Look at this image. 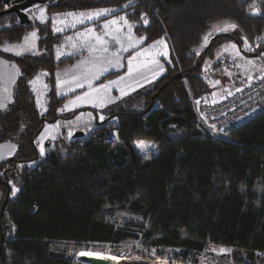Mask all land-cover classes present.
<instances>
[{
    "label": "trees",
    "instance_id": "16d2710c",
    "mask_svg": "<svg viewBox=\"0 0 264 264\" xmlns=\"http://www.w3.org/2000/svg\"><path fill=\"white\" fill-rule=\"evenodd\" d=\"M39 6L45 9L44 23L20 25L13 14L0 17V47L22 42L33 30L39 37L35 54L14 57L0 51L19 69L12 103L0 112V143L16 146L11 160L0 163V207L6 182L10 187L0 264H72L55 243L128 240L191 254L213 244L232 248L239 264H259L255 253L264 251V113L227 138L211 140L196 128L189 93L196 98L206 90L198 76L218 47L234 42L241 49L242 37L254 41L264 32V0H49ZM97 8L116 9L113 16L126 14L139 25L146 19L136 35L147 38L145 45L164 38L171 66L147 95L143 111L112 114L119 120L117 145L96 143L95 135L58 140L32 174L27 164L38 156L40 129L61 119L64 101L73 96H57L55 75L79 56L58 59L59 49L66 36L86 27L61 35L52 21ZM221 21L236 23L239 30L213 36L199 55L193 54L211 25ZM42 72L48 88L43 114L29 86ZM178 74L181 79H175ZM135 141L154 143L157 155L141 157ZM12 186L18 189L15 196ZM104 209L141 219L140 236L117 228ZM9 223L15 227L10 237Z\"/></svg>",
    "mask_w": 264,
    "mask_h": 264
},
{
    "label": "rangeland",
    "instance_id": "374dc122",
    "mask_svg": "<svg viewBox=\"0 0 264 264\" xmlns=\"http://www.w3.org/2000/svg\"><path fill=\"white\" fill-rule=\"evenodd\" d=\"M100 9L105 8L85 10L82 12H94ZM79 13L74 16L55 18L52 21V27L55 33H59L61 35H65L67 32L75 30L76 28L86 26L85 29L66 36L65 40H63L61 48L59 49V53L61 55H59L58 59L69 58L75 55L77 57L79 56L77 59L79 61H77L76 64L71 65L68 71H65L66 73L69 72V77L64 79L62 77V72L59 71L60 73H58L60 80L63 78L61 81H64L65 83L57 87V96L62 97L65 95L67 96L68 94L73 95L64 101L60 111L71 106L74 108L97 107L103 109L105 114L110 115L115 114L116 112L120 111L122 107H126L128 105L130 107H137L141 104H146L148 93L151 94L153 91V78L155 75L159 74L160 66L165 68L166 73L167 68L171 66L170 50L166 40L164 38H159L145 45L144 39L142 42L137 43V41H139L140 38L144 36L136 35L135 29L138 30L140 25L144 27L147 24H145L144 21H142L140 25L137 22L134 23L128 19L126 14L113 16L115 13L113 12L110 15L100 17L98 19L89 20L85 18L84 23L81 24L77 22L79 19H81V17L78 15ZM30 15H32L34 18L36 17V20L40 23H44L47 19L45 11L43 20H41V12L39 10H32ZM120 17H126L127 23L121 20ZM112 20H116L117 22L112 24L110 23ZM105 24H108L107 28L104 27ZM229 24L235 25L236 27L234 29L230 28L227 31H219V29H223ZM129 25H131V30H129ZM56 29L61 30L56 31ZM89 29H92L93 31L89 32ZM236 30H239L237 24L229 21H221L212 24L211 29L202 37V42L200 45L192 50L193 54L196 56L199 55L211 42L213 36L223 33H234ZM33 32L37 34L36 30L31 31L26 36L27 42L25 41V37L22 42L12 45L15 46L13 51L17 53L18 51L22 50L23 52L26 51L27 53H33L36 51L37 40L39 37L37 34L36 37L33 38L31 36V33ZM209 33L211 35H209ZM96 36H102L104 38L106 41L105 46L108 49L107 52L100 50L101 46L95 40ZM205 36L208 37V42L206 45L204 43ZM113 37H118L120 43H117ZM129 37H131V39H129ZM162 39L164 40V44L154 43ZM245 39L247 40V43H249V40L246 37H242V52L243 49H245ZM121 44L123 45V48H127L128 50L124 51L121 47ZM225 44L234 53H239L238 56L240 54L243 55L236 43L225 42ZM233 44L236 45L235 49L231 47ZM89 45H92L93 47L90 48ZM165 45L168 53L167 56L161 54L165 51ZM4 47L5 46L0 47V49L3 50ZM223 47L224 45L217 48V54L222 50H225ZM227 52H229L227 53L228 57H236L230 53L231 51L227 50ZM217 54L213 61L205 63L202 71L206 69L213 71V75L215 76L218 83H216L211 89L206 87V90L202 91L199 95L208 97L212 92V89L217 90L220 96L224 95L233 83L237 82L240 78L246 76L247 74L252 73L257 69L256 64H259L257 58L244 54L242 58L243 62L240 63V61H238L237 69H235L236 71H221L219 74V71L217 72L219 68L215 67L218 66L217 62L221 55L217 57ZM117 57L119 58L118 65L116 64ZM130 59L132 61L131 74H129ZM108 61H112V64H108ZM249 61H252L253 63L250 64ZM99 66L106 67L107 71L100 75L98 79H92ZM120 77H124V80L119 84L112 85L107 91L101 88V85L108 84V81H117ZM89 80H91V88L88 86ZM77 83H83L84 87H77ZM29 86L36 100L37 108L42 112V110H44L46 107L45 92L47 90L44 77L42 75H38L29 84ZM93 89H99V91H93ZM120 89H124V91L128 94L122 96ZM85 93L88 95L84 101H77L75 105L71 103L72 101H76L78 96H84ZM144 96H146V98H144ZM189 97L191 101L193 98L192 94L189 93ZM101 103H103L105 106L100 107L99 105ZM66 114H71V112ZM88 120V114H85L82 116V118H80L81 123L87 122ZM46 128L49 129V126L47 125ZM45 135L46 132L42 134L40 139L37 138V142H40L39 146L37 147L38 155H40L41 146H43L45 153L49 151V148H51L46 139L50 140L53 137L52 133L48 137H45ZM69 141L70 140L66 138L62 139V142ZM12 149H14V143L9 141L0 143V156L2 154L6 155L11 153ZM62 153H64V151H62ZM11 157L8 156V159ZM30 165H27V168H30ZM19 169H21L20 166ZM1 197L2 194L0 193V200ZM103 211L106 215V219L114 222L117 225V228L131 230L140 236L139 230L141 228V224H143L141 219L128 212L118 211L116 209L111 211L104 209ZM8 230V237H10L14 233L11 223L8 224ZM54 248L65 251L68 258L71 259L72 264H91L82 261L83 257L99 258L101 260H111L113 262L123 261L121 264H239L235 261V251L232 248L216 247L213 244H208L205 250L199 254L183 253L177 249L147 248L143 246L139 240H128L124 243L116 245L61 242L55 243Z\"/></svg>",
    "mask_w": 264,
    "mask_h": 264
},
{
    "label": "built area",
    "instance_id": "2783aa9c",
    "mask_svg": "<svg viewBox=\"0 0 264 264\" xmlns=\"http://www.w3.org/2000/svg\"><path fill=\"white\" fill-rule=\"evenodd\" d=\"M248 45L253 50L246 51L243 49V51L247 56H254L258 59L259 64H256V70L233 83L224 95L220 96L217 90L212 89L208 97L200 95L191 100L196 128L202 135L208 136L211 140L227 138L234 130L264 113V55H261L264 53V32L254 41H249ZM240 63H242L241 60ZM217 65L219 68L217 71L231 72L237 69L238 61L222 54ZM213 73L210 69H206L201 71L198 76L209 89L217 83ZM57 121L58 119L54 122ZM97 124L98 126L94 125L88 128L84 132V137L95 135L96 143L111 147L119 143L117 132L119 120L116 115L109 116L104 120L99 119ZM65 138L68 139L67 135L64 136L62 131L58 130L50 140L46 139V141L51 148H54L58 140ZM39 143L36 141L37 147ZM47 154L48 151L44 156L38 155L35 161L27 164L28 166L32 165L29 168L32 170V174L40 170ZM11 189L13 190V186ZM15 189L17 188L15 187ZM17 193L18 191L15 195ZM35 211L34 209L33 212ZM12 227L15 231V227L13 225ZM255 254L260 260L259 264H264V251Z\"/></svg>",
    "mask_w": 264,
    "mask_h": 264
},
{
    "label": "crops",
    "instance_id": "0c3cea01",
    "mask_svg": "<svg viewBox=\"0 0 264 264\" xmlns=\"http://www.w3.org/2000/svg\"><path fill=\"white\" fill-rule=\"evenodd\" d=\"M7 7H4V9H6ZM40 9H43L41 8L39 5H36L34 7H32L31 9L27 10L26 13L28 14V17L31 19V20H36V17L34 18L32 15H30V12L33 10L37 11ZM38 14V13H37ZM24 43V42H23ZM5 48H10L11 51H5L4 49ZM15 48V46H5L2 49H0V51L4 54H7V55H11V56H14V57H21V56H27V55H32V54H35L37 52V48H36V51H34L33 53H27L26 51L23 52L22 51H18L19 54H17V52H14L13 49ZM223 49H227L228 51H231L230 53L235 55L236 57L234 59H236L237 61H242V58L245 54V52L240 49V52L243 53L240 54L238 56V54L234 53L232 50H230L229 47H227V45H224ZM227 51L225 50H222L220 53L217 54V57L219 55H227ZM79 61V60H77ZM76 61V62H77ZM76 62L74 64H76ZM72 64V65H74ZM71 66L65 68V69H62V71L60 70V72H62V77L65 79L67 77H69V72H65V71H68L70 69ZM59 71L56 73L55 75V86H56V90H57V85H58V80H60L59 76H58V73H60ZM218 72V71H217ZM219 73V72H218ZM166 74L165 72V68H164V71L161 73L159 72L158 75H155V77L153 78V87L155 85V83L162 77ZM38 75H42L44 77V81L46 80V77H47V74L45 75V72H42ZM37 75V76H38ZM36 76V77H37ZM19 77V69L13 65L12 62L8 61L7 59L3 58V57H0V112L2 111H5L8 106L12 103V100H13V96H14V88H15V84H16V81H17V78ZM35 77V78H36ZM33 78L30 83L35 79ZM29 83V84H30ZM47 86V85H46ZM46 92H45V100H46V94H47V91H48V88H46ZM152 91V90H151ZM57 92V91H56ZM149 94V93H148ZM69 95V94H68ZM146 95V94H145ZM66 96V95H65ZM64 97V96H62ZM144 98H146V96H144ZM122 107V106H120ZM146 107V104H141L137 107H130L129 105L126 106V107H122V109L120 110H130V111H143ZM46 109V107H45ZM44 110L39 111L41 114L44 113ZM75 111H80L77 115H75L73 118H70V119H65L68 115L70 114H66V113H69L71 112V114ZM100 113V114H99ZM85 114H88L89 115V120L87 122H84V123H81L80 121V118H82V116H84ZM60 116H62L61 119H58L57 122H52V123H48L44 126V129L42 130L41 134L39 135V139L41 138L42 134H44L46 132V135L45 137H48L49 135H51L52 133V136L53 134L56 132V131H62V132H65V134L67 135V138L70 140V141H73V140H81L82 138H84V132L94 126V125H97V120L100 119V116H103L104 119L108 118L110 115L108 114H105L103 112V109L101 108H97V107H78V108H74V107H69L67 109H63V112L61 111V113L59 114ZM114 116V115H112ZM103 119V120H104ZM101 120V119H100ZM49 126V129L46 128V126ZM46 128V129H45ZM69 133H71V135H69ZM78 134H81V135H78ZM73 138V139H72ZM69 141V142H70ZM138 141H135L133 142V146H134V149L135 151L137 152L138 155H140L141 157L145 158L146 156L148 158H145V159H151L153 157H155L158 153V149L156 148L155 144L152 143V142H149V141H144L146 144L150 145L149 148L146 149L145 152H141V150L136 146ZM57 143V142H56ZM56 143H55V146H56ZM16 150V146L14 144V149H12V152L9 153V154H6V155H1L0 156V163L4 160H7L8 159V156H12L14 154ZM216 247H223V246H217L215 245Z\"/></svg>",
    "mask_w": 264,
    "mask_h": 264
},
{
    "label": "snow or ice",
    "instance_id": "6c2138e0",
    "mask_svg": "<svg viewBox=\"0 0 264 264\" xmlns=\"http://www.w3.org/2000/svg\"><path fill=\"white\" fill-rule=\"evenodd\" d=\"M126 7H127V5H126ZM44 11H45V9H40V12H41V20L44 19ZM115 11H116V9H107V8H105V9H100V10H98V11H94V12H87V13H85V12H80L78 15H79V17H81V19H79L77 22L83 24L85 18H86V19H89V20H91V19H98V18H100V17H104V16H107V15H110L111 13H113V12H115ZM253 14H260V13H259V9H254V10H253ZM65 15H67V16H74V15H76V14H74V13H67V14H65ZM120 19L123 20L125 23H127V19H126V17H120ZM142 19H143V17H142ZM116 22H117L116 20H112V21H110V23H112V24H115ZM144 23L147 24L148 21L145 19V20H144ZM104 27L107 28V27H108V24H105ZM235 27H236L235 25H231V24H229V25H226L225 28H223V29H219V31H227L228 29H230V28L234 29ZM60 30H61V29H56V31H60ZM129 30H131V25H129ZM88 31L91 32V31H93V30H92V29H89ZM36 35H37V34H36L35 32L31 33V36H32L33 38H35ZM209 35H211V34L209 33ZM113 39H115V40L117 41V43H120L118 37H113ZM129 39H131V37H129ZM144 39H147V38H146V37H141L140 40L137 41V43L142 42ZM95 40H96L97 43L101 46V47H100V50H101V51H103V52H107V51H108L107 47L105 46V45H106V41L104 40V38H103L102 36H96V37H95ZM25 41L27 42V37L25 38ZM207 42H208V37L205 36V38H204V43H205V45L207 44ZM154 43H155V44H164V40L162 39V40H160V41H156V42H154ZM130 46H131V45H130ZM89 47L92 48L93 46H92V45H89ZM121 47L123 48V45H122V44H121ZM231 47L235 49V48H236V45L233 44V45H231ZM4 50H5V51H11L10 48H5ZM123 50H124V51H127L128 49H127V48H123ZM245 50H246V51H252V50H253V49L251 48V46L248 45L246 39H245ZM225 51H227V49H225ZM237 53H238V50H237ZM17 54H19V53H17ZM161 54L164 55V56H167V55H168V53H167V49H166V45H165V51H164L163 53H161ZM197 54H199V53H197ZM238 54H239V53H238ZM59 55H61V54L58 53V57H59ZM261 55H264V53H261ZM131 63H132V61H131V59H130V60H129V74H131V72H132ZM249 63L251 64V63H253V62H252V61H249ZM108 64H112V61H108ZM116 64H117V65L119 64V58H118V57H117V60H116ZM105 71H107V68H106V67L99 66L97 72L95 73V75H93L92 79H98L99 76L102 75ZM159 71L162 73V72L164 71V68H163L162 66H160ZM45 75H46V73H45ZM58 75H59V74H58ZM123 80H124V77H120L119 80H117V81H108V84L101 85V88H103L105 91H107L112 85L119 84V83H120L121 81H123ZM63 83H65V82H64V81H59V80H58V85H57V86L59 87V86H60L61 84H63ZM217 83H218V82H217ZM88 86H89V88L92 87L91 80L88 81ZM77 87H79V88H83V87H84V84H83V83H77ZM132 90H134V89H132ZM93 91H99V89H93ZM120 91H121V95H122V96L128 94L127 92L124 91V89H120ZM87 95H88V94L85 93L84 96H78V97L76 98V101H72L71 103H72L73 105H75V104L77 103V101H84L85 98L87 97ZM99 106H100V107H104L105 105H104L103 103H101ZM66 107H67V106H66ZM62 111H63V110H62ZM100 119L103 120L104 117H103V116H100ZM69 135H71V133H69ZM136 146L141 150V152H145L146 149L150 147V145L146 144L144 141H138L137 144H136ZM40 155H41V156H44V155H45V150H44L43 146L40 147ZM145 158H148V157L146 156ZM17 191H18V189H15V187L13 186V190H12V193H11V194H12L13 196H15V194H16Z\"/></svg>",
    "mask_w": 264,
    "mask_h": 264
},
{
    "label": "water",
    "instance_id": "95a60500",
    "mask_svg": "<svg viewBox=\"0 0 264 264\" xmlns=\"http://www.w3.org/2000/svg\"><path fill=\"white\" fill-rule=\"evenodd\" d=\"M48 1L49 0H2L3 6L7 8L0 12V17L4 15L13 14L18 18L20 25H29L31 23V19L28 17V14L26 13V11L36 5L46 4ZM181 78H182V74H178L175 76V79H181ZM155 98H156V95L151 97L150 107L152 106ZM43 128L44 126L40 129L39 133L42 132ZM78 135H81V134H78ZM9 198H10V187H9V183L6 182V194H5L3 203L0 207V255L2 253V249H3L4 241H5L2 222L5 217V208L8 203ZM82 261L91 263V264H116L115 262L111 260L107 261V260H101L99 258H88V257H83Z\"/></svg>",
    "mask_w": 264,
    "mask_h": 264
},
{
    "label": "bare ground",
    "instance_id": "6f19581e",
    "mask_svg": "<svg viewBox=\"0 0 264 264\" xmlns=\"http://www.w3.org/2000/svg\"><path fill=\"white\" fill-rule=\"evenodd\" d=\"M107 261H109V260H107ZM123 262V261H122ZM122 262H115L116 264H120V263H122Z\"/></svg>",
    "mask_w": 264,
    "mask_h": 264
}]
</instances>
